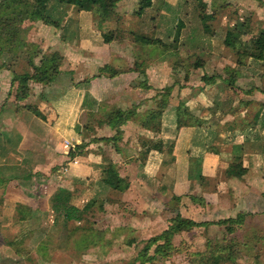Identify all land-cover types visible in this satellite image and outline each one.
<instances>
[{
    "label": "rangeland",
    "instance_id": "rangeland-1",
    "mask_svg": "<svg viewBox=\"0 0 264 264\" xmlns=\"http://www.w3.org/2000/svg\"><path fill=\"white\" fill-rule=\"evenodd\" d=\"M79 1L59 4L54 0H0V103L14 96L13 85H10L14 73L31 71L29 59L35 62L44 57L56 59L60 69L70 73L69 78L73 79L70 85L74 87L52 102H46L56 108L64 107L66 102L70 107L74 103L70 108L73 113L79 99L83 98V89L98 101L97 108L81 107L87 117L84 111L79 112L78 123L73 129L68 127L69 132L80 137L87 134V138L92 134L101 138L113 135L115 131L107 125L100 127H106L104 131L98 130L100 134H97L99 126L95 131L93 127L103 113L122 107L124 111L134 109L135 114L127 116L118 128L117 137L104 144L106 149L115 153L125 130L141 131V124L151 111L161 112L159 120L166 129V145L181 138L186 143L178 148L170 145L172 150L167 146L166 151L148 158L140 150L138 156H109L108 160L119 163V173L127 177L129 189L103 187L102 170L98 176L90 174L83 183L76 181L73 190L90 199V213L80 223L73 221L67 225L51 210L35 213L40 223L31 222L15 234L17 237L26 232L19 244L20 252L12 253L10 246L7 253L0 251V264H128L147 239L164 230L177 213L204 221L234 217L239 211L247 214L243 224L233 227L234 232H226L223 225L180 232L174 236L173 243L180 245L182 252L156 263L206 264L199 256L206 257L210 246H230L233 259L223 264H264V179L254 173L246 178H228L225 174L230 164H241V154L246 147L244 140L249 137L247 131H251L252 137L263 135L264 105L236 116L233 113L247 104L226 115L221 111L203 114L200 110V105L208 107L209 100L221 103L223 94L218 82L228 74L236 75V85L240 88L253 83L259 86V71L264 64L253 62L250 53L256 52L252 41L264 29V0H203L209 12L213 7L227 6L223 17L218 18L220 9L214 11L210 21L214 36L201 30L195 11L197 0H154L155 9L162 1L172 6L169 11L149 9L140 19L134 14L137 0H120L112 12L98 8L79 10ZM36 3L46 5L42 19L31 18L29 14ZM177 16L184 23L180 30L178 20L174 25L171 23ZM45 19L57 24L45 23ZM4 23L10 26H3ZM132 23L134 30L157 37L162 43L136 41L129 29ZM229 29H239L242 33L236 44L228 48L222 38ZM195 59H199L202 66H193ZM204 74L215 78L219 75L218 82L202 87ZM63 79L59 81L61 87L64 82L69 84L66 77ZM84 79L86 85L76 87ZM31 86V97L19 103H37L41 107L44 101L41 95L49 98L53 94L50 92L58 89V86L39 83ZM215 90L217 95H213ZM228 96L227 93L225 99ZM39 111L46 121V112L42 107ZM253 120L255 125L251 126L249 122ZM211 121L216 125L220 121L231 131L219 136L220 131L210 126ZM243 121L248 123L242 124ZM158 138V135L153 137ZM258 140L264 153V138ZM143 146L145 144L141 149ZM227 148L231 149L230 156L225 153ZM65 151L69 152L67 148ZM65 163L54 165L56 174L51 173L50 168L46 172H35L25 185L29 199L37 203L43 199L42 206L46 207L47 202L50 206L49 200L45 202L49 185L56 186L55 189L65 187L66 178L59 180L63 174L56 170L64 172ZM49 174H52L50 182L47 181ZM202 193L206 202L192 199L202 198ZM5 232L6 238L12 239L13 234ZM2 242L0 237V245Z\"/></svg>",
    "mask_w": 264,
    "mask_h": 264
},
{
    "label": "crops",
    "instance_id": "crops-1",
    "mask_svg": "<svg viewBox=\"0 0 264 264\" xmlns=\"http://www.w3.org/2000/svg\"><path fill=\"white\" fill-rule=\"evenodd\" d=\"M221 11L222 12L218 15V18L221 16L223 17V15L227 13L226 9ZM124 27L128 28L127 25ZM129 29L131 31L134 30V23H132V26L129 27ZM259 72H261V77L258 76L259 86L255 85L257 89L264 88V69H260ZM148 84L151 83L148 82ZM249 86L251 85L249 84ZM248 87H245L244 85L242 88L246 89ZM81 91V94L83 95L84 89ZM216 92L217 91L215 90L213 95H217ZM253 93L258 97L256 99H251L246 106L239 108L238 112L233 113V116H236V114L246 113L249 110L256 111L261 105H264V92L258 90ZM219 94L220 95L218 97L221 98L220 91ZM11 97V99H6L4 102L0 103V237L4 241L0 245V249L3 248L0 251L5 253H7V248L10 246V242L15 238V234L19 233L18 231H20V229L24 230L29 222H32V224L40 223L41 219L39 220L38 217H35V213L39 214V212L42 213L44 211L51 210L50 206L47 205L48 202L46 200L51 201V196L56 190V186L49 185L47 194L48 199H45V202H47L45 203L46 207L42 206L44 202L43 199L38 203L35 199H29L30 197L28 195H30V193L26 190L25 185L27 180H31L34 177L33 174L35 172H46V169L50 168V172H54V174H56L54 171V165H58L63 161H66L64 172L56 169L58 172L63 174L59 176V180L66 178V181H63V184H65L64 186L67 189L71 190L72 196L70 201L72 204L81 208L89 202L90 199L87 198L86 200L80 191L75 192L72 185L76 181L80 180H82L83 183L88 177H90V174L98 176L99 171L102 170L108 162H110V159H107L110 158L109 156L113 157V154H117L118 158L124 157V155L127 156V154L130 156H138L140 150L143 151V156L148 158V156L153 154H161L166 151L167 146L168 148L170 145L173 147L174 144V146L176 145V148H178L179 145H184L186 143L184 142V139L182 140L181 138V141L179 140L178 142L166 145L164 141V133L166 132V129L162 120H159V130L145 129L142 126L140 129L141 131H138L139 129L136 131H132L129 128L126 129L125 133L122 134L123 140L117 143V151L115 153L111 149L105 148L104 144H106L109 140H103L100 138L98 140H93L89 144L90 146H88L81 155L76 156L74 159L69 161L68 153L73 151L74 144L80 143L79 134L72 130L73 126H76L78 123V121H76V117L78 113L82 111H84L87 117L86 110L81 108L82 98L79 99L80 101L77 103L73 113L72 111L70 112V108L74 105V103L70 107V104L66 102L64 107L57 106L56 108L55 105L53 106L49 102L42 101L41 107L46 112L47 117V120L43 121L26 109L16 112V101L12 95ZM209 101L211 102L212 100ZM246 123L248 122H242V124ZM249 123H251V126L255 125L254 120ZM210 124V126L220 131L219 136H223L224 134L226 135L231 131L227 130L226 126L224 127L220 121L218 125L212 123V121ZM97 126L98 125L93 127L94 131ZM68 127H71V130L74 133L69 132ZM105 128L106 127H97V134L100 130H106ZM107 128L111 129L109 126H107ZM225 131L226 133H224ZM248 132L249 137L244 140L246 147L244 148V152L241 154V166L245 169L242 176L246 178V176L250 173H254L264 179V153H261V140H258L264 138V133L262 136L252 137L253 134L251 131H247V133ZM156 135H158L159 138L154 140L153 137ZM86 136L87 134H85V137ZM95 136H97L96 138L99 137V135ZM95 136H93V134L91 135V137ZM103 136L110 137L112 135ZM142 138L144 139V142H141ZM86 139L88 138L86 137ZM157 141L160 142L158 146L159 149L153 148V143ZM144 144V148L141 149ZM147 146H150V148H147ZM65 148L69 150L68 153H66ZM225 151V153H227L226 155L230 156L231 149L227 148ZM225 159H228V157H225ZM115 163L118 164V167L119 163ZM26 172H29V174H26ZM50 176H52V174H49L47 177V181L49 182ZM101 184L104 185L103 187L109 188V186L104 184L102 181ZM100 191H103V189L101 188ZM202 194L203 195L200 194V196L204 200L205 194ZM204 201L206 202V200ZM49 203L51 204V202ZM18 209L22 211V214L25 211L28 213L30 212L31 220H29V222L25 219L20 220V214L17 212ZM5 231L13 234L12 239H10V237L6 238ZM10 247L13 248L12 246ZM14 252H16L15 248H13L12 253Z\"/></svg>",
    "mask_w": 264,
    "mask_h": 264
},
{
    "label": "trees",
    "instance_id": "trees-1",
    "mask_svg": "<svg viewBox=\"0 0 264 264\" xmlns=\"http://www.w3.org/2000/svg\"><path fill=\"white\" fill-rule=\"evenodd\" d=\"M59 4H68L71 0H54ZM120 0H80L79 1V10L84 11H92L94 8H98L102 12H112L113 9L116 7V3ZM185 1V0H184ZM1 5V4H0ZM186 4H184L185 6ZM225 5V4H224ZM223 5V6H224ZM171 4L162 1L158 4L155 9L154 0H137V8L134 11V14L137 18H142L146 16V11L155 9L161 10L165 9L169 11L171 8ZM216 8L213 7L212 11L207 10V4L203 0H197V6L195 7L196 15L201 25V30L210 36H214L215 30H213L212 26L210 25V21L214 18V11L217 9L223 10L226 9L225 7ZM46 11V5L44 3H36L33 9L29 11L31 18L34 19H42L44 17V13ZM179 21V30L184 26L182 19H179L178 16L171 19L172 25ZM9 22V21H7ZM54 23L55 21H51L50 19H45V23ZM10 23V22H9ZM57 24V23H54ZM3 26H10V24L4 23ZM134 39L138 42L143 44H161V39L157 37H151L152 35L148 33H144L143 31L137 29L133 30ZM169 32V30H168ZM242 33V30L239 29H229L225 32L222 40L226 47H233L236 44L238 36ZM189 38V39H188ZM187 40H189V44L191 43V35ZM252 43L257 47L256 52L250 53V56L254 58V62L257 64H264V29L260 31V34L253 39ZM29 66L31 71L25 73H14L12 77V81L10 85L13 86V94L14 99L16 101V112L19 110L26 109L36 117H39L41 120L45 121V116L39 111V107L37 104L31 103H19L21 101L26 100L27 98L31 97L32 95V83H39L43 86H58V89L51 91L53 93L50 95L49 98L45 97V95H41V99L44 101H51L52 99L57 98L58 96H63L66 94L73 85V79L69 78L70 73L63 71L60 69V64L56 59H48L46 57L39 59L37 62L34 59L28 60ZM201 65L202 63L199 59H195L193 61V66ZM261 66V65H260ZM262 67V66H261ZM262 69V68H261ZM264 69V68H263ZM69 78V84L67 85L65 82L61 85L59 81L63 78ZM216 76L212 75H202L203 79V86L208 87L213 83L218 82ZM64 80V79H63ZM86 79L77 83L76 87L79 85H83ZM220 86V90L223 94L221 103L218 102H210L208 107H203L200 105L201 113L206 114H214L217 111H221L222 115L232 114L234 110L239 108L241 105L248 104L251 99V96L254 95V91H261L264 92V88L257 89L256 86L251 85L248 88H240L237 84V77L234 73L231 75H227L226 77L221 78V81L218 82ZM86 85V84H84ZM147 86H143L146 88ZM229 94L228 99H225V95ZM44 96V97H43ZM224 97V98H223ZM245 97V98H244ZM47 98V99H46ZM49 99V100H48ZM97 100L94 98L88 90H84L83 98L81 102V106H89L93 108H97ZM237 102V103H236ZM87 108V107H86ZM90 109V108H89ZM92 110V109H90ZM189 111V110H186ZM203 111V112H202ZM93 113V110L90 112ZM135 111L127 110L124 111L121 108H115L110 111H106L103 115L97 118L96 123L99 127L107 125L111 129L115 131V133L110 137H91L86 139V137H80V143L74 144L73 151L68 153L69 161L74 159L76 156L81 155L84 152L85 147H87L93 140L103 139V140H114L118 135V128L126 121L127 116L134 115ZM161 112H154L151 111L147 114V117L142 122L141 126L145 129L150 130H159V119H160ZM206 116V115H204ZM180 122V121H179ZM201 121L199 122V124ZM77 125V124H76ZM180 125V124H178ZM181 126V125H180ZM160 142L153 143V148L159 149ZM168 150H172L170 147ZM245 169L241 166V164H230L226 170L225 174L228 177H241L244 173ZM102 173L104 174L101 178V181L109 186L111 189L124 191L128 188L129 182L126 176H121L119 174V170L117 164L115 162H108L104 168L102 169ZM72 193L71 190L67 189L66 187H58L51 196V204L50 209L53 213L57 214L61 217L63 224L67 225L69 222H77L80 223L84 218L85 215L90 213L91 202H87L83 207H77L76 205L72 204L71 199ZM193 200H197L203 203L202 198L192 197ZM20 214L19 219H25L27 222L31 220L30 212L28 213L23 212L20 209L17 210ZM246 212L239 211L234 217H226L225 219H218V220H204V221H196L190 217H184L177 213L174 217L170 219L169 225L162 230L160 233L153 235L147 239L145 244L142 248L137 252L135 257L131 259L128 264H157L156 261L159 259H168L175 253L182 252L180 245L175 246L173 243V238L176 234L189 231L196 227L201 226H209V225H223L225 226V230L228 233L234 232V226H239L243 224ZM30 223V222H29ZM27 223V226L29 225ZM26 226V227H27ZM25 233H20L17 237H15L11 242L10 246L15 248L16 253L20 252L19 244L25 238ZM153 247L152 253H149L150 248ZM231 247L222 246V247H213L210 246L208 250V255L206 257L199 256L200 260L206 264H223L233 259ZM183 250V249H182Z\"/></svg>",
    "mask_w": 264,
    "mask_h": 264
}]
</instances>
